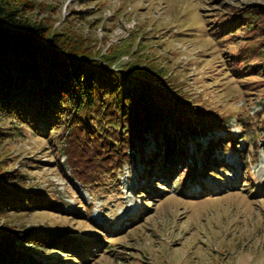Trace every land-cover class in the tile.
Wrapping results in <instances>:
<instances>
[{"label": "rangeland", "instance_id": "374dc122", "mask_svg": "<svg viewBox=\"0 0 264 264\" xmlns=\"http://www.w3.org/2000/svg\"><path fill=\"white\" fill-rule=\"evenodd\" d=\"M0 2L63 38L94 71L123 87L134 88V77L159 79L173 88V100L189 99L229 118L224 129L197 139L202 151L212 142L204 186L181 164L179 176L170 180L169 174L160 183L151 177L146 185L145 159L157 152L149 132L142 151L135 145L129 152L133 160L116 176L117 184L105 179L84 187L77 177L85 179V164H92L77 155L75 145L66 147L67 129L37 135L10 118L1 99L0 179L49 200V207L0 212V237L17 236L13 246L19 251L35 248L24 244L33 234L99 244L89 256L79 248L85 261L77 264H264V53L240 70L231 61L237 51L264 47V0ZM246 20L254 26H243ZM207 21L223 31L219 41ZM228 22L234 27L230 39ZM246 115L255 116L249 135L257 136L243 151L236 117ZM197 144L188 140L186 156L196 171L204 164ZM213 160L223 163L217 169ZM30 254L41 264L72 259L53 249Z\"/></svg>", "mask_w": 264, "mask_h": 264}, {"label": "trees", "instance_id": "16d2710c", "mask_svg": "<svg viewBox=\"0 0 264 264\" xmlns=\"http://www.w3.org/2000/svg\"><path fill=\"white\" fill-rule=\"evenodd\" d=\"M204 24L213 38L216 40L217 37L219 41L223 34L219 26L211 21ZM225 26L230 39L234 27L229 22ZM243 26L250 29L254 24L246 20ZM257 53L263 56L264 47L252 46L237 51L232 64L240 70V67L252 63ZM87 60V57L70 48L63 38L49 35V31L41 25L30 23L19 11L0 2V100L5 101L4 112L37 135L45 136L59 129H67L66 147L75 145V149L79 150L77 155L92 164H85L90 169L85 179L77 177L84 187L97 186L105 179L117 184L116 176L130 158L133 160L129 152L135 145L142 151L144 136L149 132L154 137L157 152L145 159L147 169L144 166L142 175L145 184V180L151 177L161 178L158 183L169 174L170 180L174 179L179 176L181 164L203 185L202 177L207 174L205 169L210 167L209 161L205 160H210L212 142L202 151L197 139L224 129L229 118L219 117L189 99L173 100L168 94L173 88L165 86L159 79L139 81L134 77L137 82L134 88L123 87L121 82L117 83L108 75L94 71L92 63ZM129 69L132 72V68ZM147 73L148 77H152L151 72ZM125 76L130 75L127 73ZM236 119L237 125L243 127L245 151L257 136V132L249 135L252 122L255 124V116L246 115ZM188 140L198 145L204 161V164L201 163L203 168L198 171L194 168L196 165L190 167L186 164ZM223 146L230 147L229 143ZM232 149L236 151L235 147ZM190 157L196 161L193 156ZM221 162L213 160V167L218 169ZM6 182L0 179V212H29L49 207L45 202L49 200L17 190L19 187L4 185ZM140 195L142 197L143 194ZM16 238L9 234L1 235L0 264H41L30 253L50 249L58 250L61 254H72V259L66 260L67 264H77L85 261L83 256H79V248L86 249L81 251L84 255L93 254L100 248L98 243H89V238L85 237L79 238L82 243L78 245L64 237L33 234L29 238L26 236L24 244L35 248L19 251L13 246ZM46 264L58 262L47 259Z\"/></svg>", "mask_w": 264, "mask_h": 264}]
</instances>
